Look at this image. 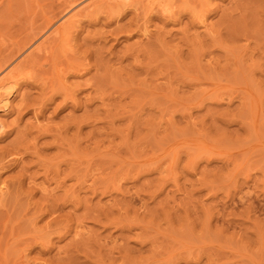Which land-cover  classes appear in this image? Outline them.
<instances>
[{"label":"rangeland","instance_id":"1","mask_svg":"<svg viewBox=\"0 0 264 264\" xmlns=\"http://www.w3.org/2000/svg\"><path fill=\"white\" fill-rule=\"evenodd\" d=\"M85 1L0 0V66ZM159 1L97 4L22 69L0 264H264V0Z\"/></svg>","mask_w":264,"mask_h":264},{"label":"bare ground","instance_id":"2","mask_svg":"<svg viewBox=\"0 0 264 264\" xmlns=\"http://www.w3.org/2000/svg\"><path fill=\"white\" fill-rule=\"evenodd\" d=\"M83 1H85V0H83ZM126 2V1H128V0H94V1H88L87 0V2L85 1V2H82V3H77V2H71V3H67L68 5H66L65 6V15L63 16V17H61L60 18V24L59 25H54V24H49L48 26H47V28L45 29V31L42 33V36H40L42 39L41 40H37L35 43H34V45L32 44L30 47H27V49H29V50H27L28 51V53L26 54L25 53V55L24 54H22V53H19V57H21V58H19L16 54V56L19 58V60L14 64V65H12V63L11 64H9V63H7V64H9V65H6V66H4L5 64L4 63H2V65L0 66V110L1 111H7V109L9 108V106L11 105L10 104V102H11V97L13 96V94L15 93V91H16V84H17V82H18V80L19 79H21L22 77H21V71H22V73H23V71L24 70H22V69H26L25 67L27 66V68H30L31 66H29L28 67V64L31 62V61H34L33 59H34V57H36L37 55H39L40 54V56H41V54H42V56L44 55V54H48L51 50H49V47H50V43L52 42V41H54L52 38H59V39H61L63 42H67V44L69 43V34H70V29H72V27L73 26H75L76 25V23L79 21V18H80V16L82 15H84L83 13L84 12H88V11H91L90 9H94L95 8V6H97V4H101V5H107V6H114V5H118V4H121L122 2ZM134 1V0H133ZM155 2V0H152V2ZM159 1V0H158ZM163 1V0H162ZM129 2H131V1H129ZM152 2H150V3H152ZM149 3V2H148ZM123 4V3H122ZM132 4V3H131ZM124 5V4H123ZM157 5H159L160 6V8L163 10V11H166V12H168L169 11V9H168V6H166V4H162V2H157ZM169 5V4H168ZM63 6H61V8H62ZM123 7V6H122ZM151 7V6H150ZM169 8H171V7H169ZM174 9V8H173ZM99 11V10H98ZM101 11V10H100ZM170 11H171V9H170ZM203 11V10H202ZM164 13V12H163ZM195 13V12H194ZM174 14V13H173ZM202 14V13H201ZM172 15V14H171ZM204 15H202V16H199V18L201 19V17H203ZM201 21H203V19L201 20ZM201 23V22H200ZM203 23V22H202ZM205 23V22H204ZM53 25V26H52ZM55 26V28H53ZM75 27H77V26H75ZM207 28H209V27H207ZM43 31V30H42ZM72 32V31H71ZM39 33H40V31H39ZM38 34V33H37ZM34 36V35H33ZM71 37H72V35H71ZM52 39V40H51ZM35 41V40H34ZM50 42V43H49ZM56 42V41H55ZM48 43H49V45H48ZM60 43V42H59ZM30 44V43H29ZM55 44V43H54ZM59 45V44H58ZM29 46V45H28ZM61 46H63L64 48H65V46L64 45H62V42H61ZM52 47V46H51ZM50 47V48H51ZM62 47V48H63ZM19 48V47H18ZM54 48H56L55 46H54ZM59 49V48H58ZM67 49V51H69L68 50V48H66ZM21 50V49H20ZM19 50V51H20ZM16 52V51H15ZM24 52H26L25 50H24ZM54 51L52 50V52L51 53H53ZM75 52V51H74ZM44 53V54H43ZM68 53V52H67ZM50 54V53H49ZM48 54V55H49ZM53 54H55V53H53ZM13 55H14V53H13ZM56 55H57V53H56ZM56 55H55V57H56ZM63 55H65V54H63ZM62 55V56H63ZM45 56V55H44ZM76 56V55H75ZM11 57V56H10ZM48 57H52V56H48ZM65 57V58H64ZM64 57H61V58H64V59H66V56H64ZM57 58H58V55H57V57L56 58H54V60H53V57H52V65H53V62H54V67L55 68H57L58 67V65L59 66H62V65H64L62 62H60V64H59V62L57 61ZM70 58V57H69ZM68 58V59H69ZM78 57H76V59H77ZM16 59V58H15ZM43 59V58H42ZM47 59V58H46ZM59 59V58H58ZM64 59H62L63 61H64ZM45 60V59H44ZM50 60V59H49ZM61 60V61H62ZM12 61V60H11ZM47 61V60H46ZM56 61L58 62V63H56ZM76 61H80L79 59L78 60H76ZM12 62H14V61H12ZM43 62V61H42ZM50 62V61H49ZM69 62V61H68ZM74 62V61H73ZM34 63V62H33ZM40 63V62H39ZM48 63V62H47ZM70 63V62H69ZM38 63L37 62H35V65H37ZM50 64V63H49ZM30 65V64H29ZM39 66H40V64H38ZM73 65V64H72ZM71 65V63H70V67L69 66H63L62 68H59V71H65L66 69H70V70H72V68H75V66L77 67V65H75V62H74V66H72ZM85 65V64H84ZM33 66V65H32ZM48 66V65H47ZM53 66H52V69H53ZM71 66H72V68H71ZM78 66H80V65H78ZM81 66H83V65H81ZM37 68H39V67H37ZM80 68V67H79ZM83 68V67H82ZM31 69V68H30ZM35 69V68H34ZM58 69V68H57ZM28 70V69H27ZM32 70V69H31ZM39 70V69H38ZM37 70V71H38ZM41 70V69H40ZM43 70V69H42ZM76 70V69H75ZM79 70H81V69H79ZM30 71V70H29ZM58 71V72H59ZM73 71V70H72ZM26 72H28V71H26ZM33 72H34V70H33ZM45 72H49V71H45ZM78 72V71H77ZM39 73V72H38ZM57 73V72H56ZM27 74V73H26ZM54 74V73H53ZM31 75H32V73H31ZM37 75V74H36ZM57 75V74H56ZM67 75V74H66ZM29 76H30V74H29ZM54 76H55V74H54ZM59 76V78L62 80V78H61V76L60 75H58ZM21 77V78H20ZM33 77V76H32ZM37 78V77H36ZM55 78V77H54ZM27 79V78H26ZM33 79V78H32ZM63 79H65V78H63ZM54 80V79H53ZM35 81V80H34ZM58 81H60V80H58ZM52 82V81H51ZM66 88V87H65ZM66 90V89H65ZM66 94V93H65ZM67 95V94H66ZM13 100V99H12ZM11 107V106H10ZM2 124H4L3 122H0V131L2 130ZM1 133V132H0ZM14 143V142H13ZM10 148H11V146H10ZM13 149H15V148H13ZM9 150V149H8ZM10 153V152H9ZM15 153V152H14ZM24 153H26V151L24 152ZM16 154V153H15ZM16 157V156H15ZM32 177V176H31ZM4 181V180H3ZM31 181V180H30ZM22 182V181H21ZM3 187H6V185H4V183L2 182V183H0V206H3L4 205V201H5V196H6V190H3L4 188ZM20 190V189H19ZM10 192V191H9ZM8 197V196H7ZM10 198V197H9ZM30 199V198H29ZM9 200V199H8ZM28 201V200H27ZM29 203V202H28ZM37 203V202H36ZM34 204V203H33ZM53 204H55V203H53ZM5 206H7V205H5ZM30 206V205H29ZM56 206V205H55ZM45 208V207H44ZM43 209V208H42ZM49 209V208H48ZM37 210V209H36ZM44 210V209H43ZM2 211V210H1ZM39 212V211H38ZM8 213V212H7ZM36 213V212H35ZM34 215V214H33ZM5 216H7V215H5ZM10 216V215H9ZM10 221V220H9ZM6 222V221H5ZM11 222V221H10ZM8 223V222H7ZM6 224V223H5ZM5 226V225H4ZM6 228V227H5ZM36 228V227H35ZM12 229V228H11ZM6 230V229H5ZM11 234H13V233H11ZM11 236V235H10ZM35 236V235H34ZM37 236V235H36ZM37 238H38V236H37ZM7 248V247H6ZM6 250V249H5ZM4 255V254H3ZM6 255V254H5ZM6 257H8V256H6ZM23 257H24V255H23ZM4 258V257H3ZM22 258V257H21ZM6 261H7V259H5ZM1 262V261H0Z\"/></svg>","mask_w":264,"mask_h":264}]
</instances>
